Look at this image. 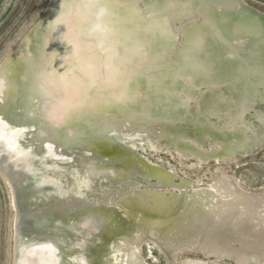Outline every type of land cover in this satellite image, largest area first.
<instances>
[{
  "label": "bare ground",
  "instance_id": "bare-ground-1",
  "mask_svg": "<svg viewBox=\"0 0 264 264\" xmlns=\"http://www.w3.org/2000/svg\"><path fill=\"white\" fill-rule=\"evenodd\" d=\"M89 2L50 0L0 61L11 264H151L146 239L165 264H264V193L217 172L264 146V12L243 0L74 6ZM168 147L215 159L211 181L176 180L138 149Z\"/></svg>",
  "mask_w": 264,
  "mask_h": 264
},
{
  "label": "rangeland",
  "instance_id": "rangeland-1",
  "mask_svg": "<svg viewBox=\"0 0 264 264\" xmlns=\"http://www.w3.org/2000/svg\"><path fill=\"white\" fill-rule=\"evenodd\" d=\"M243 1L249 6L264 12V0ZM46 2L47 0H0V61L25 35V32L34 25ZM192 137L193 133L191 132L186 136L187 139H192ZM138 149L139 153H145L148 160L174 171L176 180L180 178L191 181L199 180L202 185H205L212 179L211 169L217 166L213 158L210 160V165H207L198 163V161L186 156L178 157L170 147L162 151L154 148H150L147 151ZM232 158L218 160V174L221 176L228 175L234 182L245 189L256 193H264V146L257 153L251 152L242 155L236 152ZM140 184L142 187H146V185L148 187L152 186L153 183L141 181ZM14 222L15 208L11 191L5 178L0 174V264H11L14 244ZM141 252L151 264H165L166 262L164 252L156 242L150 239H146L142 243ZM191 255V257L196 258L202 257L203 252H200V249H196L195 253ZM232 257L228 258L230 263H234V257Z\"/></svg>",
  "mask_w": 264,
  "mask_h": 264
},
{
  "label": "snow or ice",
  "instance_id": "snow-or-ice-1",
  "mask_svg": "<svg viewBox=\"0 0 264 264\" xmlns=\"http://www.w3.org/2000/svg\"><path fill=\"white\" fill-rule=\"evenodd\" d=\"M65 6L66 7L68 6L67 3H65ZM74 6L77 9H79L81 7L99 8L101 10L100 15H103L104 12L110 8V5L108 3H106L105 0H95V2H89L87 4L79 3V4H76ZM61 15H64V13L62 12ZM76 23H79V22H76ZM7 73H8V66H7V62H6L5 67L3 69H0V77L6 76Z\"/></svg>",
  "mask_w": 264,
  "mask_h": 264
},
{
  "label": "water",
  "instance_id": "water-1",
  "mask_svg": "<svg viewBox=\"0 0 264 264\" xmlns=\"http://www.w3.org/2000/svg\"><path fill=\"white\" fill-rule=\"evenodd\" d=\"M49 2H50V0H47L46 4H45V6H44V8H43V10H42V15H43L44 11L46 10V8H47ZM42 15H41V16H42ZM40 18H41V17H40ZM37 22H39V19L34 23V25H33L32 27H34L35 24H37ZM32 27H31V28H32ZM31 28H30V29H31ZM30 29H29V30H30ZM26 34H27V33H26ZM26 34H25V35H26ZM25 35H24V36H25ZM22 38H24V37H22ZM28 156H29V158L31 159L30 162H29V165H28L29 167L27 166V167H28V171H31L32 174L34 175L35 172H34V169H32V168L34 167L33 164H34V160L36 161V158H35L36 156L34 157V154H31V155H28ZM123 163H124V161H122V163H121V162H119V160H118V164H119V166H121V167H125L126 165L124 166ZM125 163H126V162H125ZM127 163L129 164V162H127ZM55 165H56V164H55ZM127 167H130V165L126 166V168H127Z\"/></svg>",
  "mask_w": 264,
  "mask_h": 264
}]
</instances>
